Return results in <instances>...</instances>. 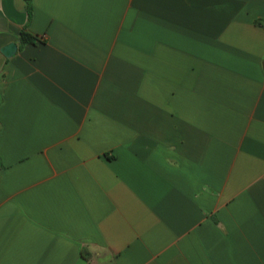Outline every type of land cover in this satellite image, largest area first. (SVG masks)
Wrapping results in <instances>:
<instances>
[{
	"label": "crops",
	"instance_id": "1",
	"mask_svg": "<svg viewBox=\"0 0 264 264\" xmlns=\"http://www.w3.org/2000/svg\"><path fill=\"white\" fill-rule=\"evenodd\" d=\"M256 20L264 0H0V264H264Z\"/></svg>",
	"mask_w": 264,
	"mask_h": 264
},
{
	"label": "trees",
	"instance_id": "2",
	"mask_svg": "<svg viewBox=\"0 0 264 264\" xmlns=\"http://www.w3.org/2000/svg\"><path fill=\"white\" fill-rule=\"evenodd\" d=\"M255 24L260 27H264V20H256ZM20 40L22 44H27V43H34L36 38L33 37L31 34L27 33V31H23L20 35ZM83 255L86 258H90V253L87 252L86 250L83 251Z\"/></svg>",
	"mask_w": 264,
	"mask_h": 264
},
{
	"label": "water",
	"instance_id": "3",
	"mask_svg": "<svg viewBox=\"0 0 264 264\" xmlns=\"http://www.w3.org/2000/svg\"><path fill=\"white\" fill-rule=\"evenodd\" d=\"M17 51V44L16 43H12L8 46H6L2 52L4 53V55L8 58H10L11 56L14 55V53Z\"/></svg>",
	"mask_w": 264,
	"mask_h": 264
}]
</instances>
